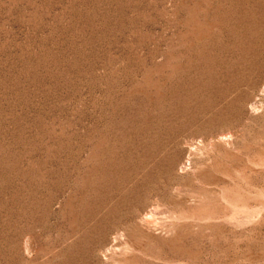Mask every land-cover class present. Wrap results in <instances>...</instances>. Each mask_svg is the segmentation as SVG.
Returning a JSON list of instances; mask_svg holds the SVG:
<instances>
[{
  "label": "rangeland",
  "instance_id": "1",
  "mask_svg": "<svg viewBox=\"0 0 264 264\" xmlns=\"http://www.w3.org/2000/svg\"><path fill=\"white\" fill-rule=\"evenodd\" d=\"M0 264H264V0H0Z\"/></svg>",
  "mask_w": 264,
  "mask_h": 264
},
{
  "label": "bare ground",
  "instance_id": "2",
  "mask_svg": "<svg viewBox=\"0 0 264 264\" xmlns=\"http://www.w3.org/2000/svg\"><path fill=\"white\" fill-rule=\"evenodd\" d=\"M178 22V21H177ZM247 61L250 62V59L247 58ZM108 232V231H107ZM124 236V233L122 231L118 232L115 234L114 239L112 240V243H110V247L108 249H110L111 251H113V248L115 247V241L117 238ZM122 238V237H121ZM114 252V251H113ZM109 253V252H108ZM114 254V253H113Z\"/></svg>",
  "mask_w": 264,
  "mask_h": 264
}]
</instances>
